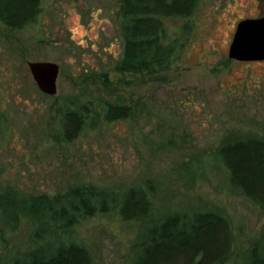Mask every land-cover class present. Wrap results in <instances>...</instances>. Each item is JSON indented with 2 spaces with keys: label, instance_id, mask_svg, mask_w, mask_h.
<instances>
[{
  "label": "rangeland",
  "instance_id": "rangeland-1",
  "mask_svg": "<svg viewBox=\"0 0 264 264\" xmlns=\"http://www.w3.org/2000/svg\"><path fill=\"white\" fill-rule=\"evenodd\" d=\"M121 0H43L36 20L11 29L0 21V196L19 201L12 226L0 210V264L39 241L87 245L95 264H135L149 230L175 212L216 211L234 235L225 264H243L264 232V206L230 180L219 148L264 139V60L229 57L237 24L264 16V0H199L167 18L175 53L150 71H122ZM29 61L60 65L57 93L42 92ZM88 104L95 126L64 139V113ZM109 105L130 108L108 121ZM90 116V117H91ZM91 124V125H90ZM151 182V213L134 221L100 214L70 230L35 237L26 199L73 186L118 190ZM38 239V240H36Z\"/></svg>",
  "mask_w": 264,
  "mask_h": 264
},
{
  "label": "trees",
  "instance_id": "trees-1",
  "mask_svg": "<svg viewBox=\"0 0 264 264\" xmlns=\"http://www.w3.org/2000/svg\"><path fill=\"white\" fill-rule=\"evenodd\" d=\"M43 0H0V21L11 29L36 20ZM199 0H121L123 51L118 61L122 71H150L168 63L175 53V40H168L166 19L185 17ZM130 115V108L109 105L106 119L115 121ZM88 104L64 113V139L72 141L87 127L96 125ZM91 125V124H90ZM232 184L264 206V139L244 138L219 148ZM151 182L118 190L95 186H73L66 194L36 195L23 208L37 224L35 237L49 229L70 230L100 214L116 212L125 221L141 220L152 210ZM0 210L12 226L21 220L19 201L0 196ZM38 240V239H36ZM234 235L228 218L216 211L175 212L152 227L140 243L135 264H225L231 257ZM3 264H95L90 248L76 240L56 238L39 241L23 257ZM243 264H264V232L252 246Z\"/></svg>",
  "mask_w": 264,
  "mask_h": 264
},
{
  "label": "water",
  "instance_id": "water-1",
  "mask_svg": "<svg viewBox=\"0 0 264 264\" xmlns=\"http://www.w3.org/2000/svg\"><path fill=\"white\" fill-rule=\"evenodd\" d=\"M229 57L240 61L264 60V16L242 19L236 27ZM38 88L48 95L57 93L60 65L54 61H29Z\"/></svg>",
  "mask_w": 264,
  "mask_h": 264
},
{
  "label": "flooded vegetation",
  "instance_id": "flooded-vegetation-1",
  "mask_svg": "<svg viewBox=\"0 0 264 264\" xmlns=\"http://www.w3.org/2000/svg\"><path fill=\"white\" fill-rule=\"evenodd\" d=\"M262 17V16H261Z\"/></svg>",
  "mask_w": 264,
  "mask_h": 264
}]
</instances>
